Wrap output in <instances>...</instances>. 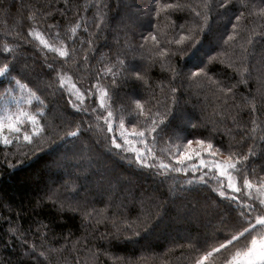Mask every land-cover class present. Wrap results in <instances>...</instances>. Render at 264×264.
<instances>
[{
    "label": "trees",
    "instance_id": "1",
    "mask_svg": "<svg viewBox=\"0 0 264 264\" xmlns=\"http://www.w3.org/2000/svg\"><path fill=\"white\" fill-rule=\"evenodd\" d=\"M222 2L0 0V68L10 69L0 77V123L20 128L5 127L11 144L0 142V264H196L216 246L227 211L218 172L158 175L134 162L123 142L135 138L143 150L131 134L145 129L139 101L146 112L167 113L165 133L152 146L158 160L175 164L185 138L211 140L236 155L252 149L246 174L254 184L264 178V0ZM169 3L181 7L162 11ZM194 31L193 47L175 43ZM37 32L57 51L44 48ZM151 35L158 45L145 39ZM67 36L83 43L68 49L65 62L59 50L71 44ZM117 55L143 79L120 71ZM93 86L95 95L78 101L88 112L75 111L69 100ZM105 109L113 113L111 133L97 119ZM76 125L79 136H68ZM35 127L44 131L29 144L23 136ZM222 261L216 254L206 264Z\"/></svg>",
    "mask_w": 264,
    "mask_h": 264
},
{
    "label": "snow or ice",
    "instance_id": "2",
    "mask_svg": "<svg viewBox=\"0 0 264 264\" xmlns=\"http://www.w3.org/2000/svg\"><path fill=\"white\" fill-rule=\"evenodd\" d=\"M231 0H224L220 7L227 8ZM95 7H100L99 5H94ZM181 6L179 4H167L161 10L167 9H179ZM157 12V16H159ZM264 14V10H262ZM200 16V13H196ZM83 19V17L81 18ZM239 19V18H237ZM208 20L207 14L203 17V24L200 26L203 28L206 26ZM49 28L56 29L53 33L55 39L61 38L60 30L56 24L49 25ZM73 34L76 33V28L71 29ZM84 32L87 33L88 29L85 28ZM35 38L39 40V43L46 49L51 51H57L49 42L40 34L35 33ZM199 32H190L188 35H180L175 43L178 45H183L186 41H189V47H193L198 42ZM66 39L71 41V44H66L62 49L59 50V56L65 58V62L70 57L69 48L73 52L77 51V44H81L78 37L67 36ZM151 39L155 44H159L156 35H151L145 38ZM229 40L233 39V36H228ZM90 42V41H89ZM177 53L186 51V49H177ZM161 55H167V53L161 52ZM84 61H88V57H83ZM116 67L123 73L131 74L135 79H143L138 73H129V69L125 66L124 61L120 59L119 55L116 57ZM48 67L55 72L56 69L53 64H49ZM10 71L9 65L5 64L4 67L0 68V77H4ZM111 72L112 69H107ZM200 72L193 73V75H200ZM179 75V73H174ZM113 81H115V76H113ZM19 84V81L16 82ZM99 83V80L96 81ZM79 91V90H78ZM173 91H176L173 89ZM230 91V89H229ZM87 93L95 95V86L85 89V92H81L75 100H69L71 107L77 112H88L86 107L82 104H78V101H82ZM108 95L107 90H102V94L99 99V106L104 107L105 101L104 97ZM136 108L139 109L137 116L145 117V129L141 131H136L135 128L132 130V136L138 137L139 142L143 144V150L139 148H131L133 152V160L138 163L142 168L155 169L158 175H167L169 173H182L188 175L189 171L192 173H199L201 169H214L218 172L219 177L223 179L224 187L218 191V197L226 202L225 207L227 209L224 217H222V229L221 236L217 238L216 246L211 247L210 250L205 249L203 255L196 261V264H206L209 258L214 257L216 254L223 256L222 264H264V178H260L257 183H253L247 176V172L250 170L246 166V161L248 160V155L252 153V149H249L248 153L241 152L239 155L232 153L231 149H222L213 144L211 140L205 139H184L183 147L178 146L177 153L172 157L175 160V164L158 160L156 153L153 152L152 146L155 145L159 138H162L165 133L167 125L165 124V118L167 113H160L159 111L152 113L151 109L145 111L144 104L136 101ZM93 112L97 109L93 108ZM106 116L99 114L97 119H104V123L107 125V131L113 132V127L111 124V119L113 117L112 111L105 109ZM35 124V117L31 118ZM254 123V121H253ZM162 125H164L162 127ZM123 122L121 121L120 127L123 128ZM7 127L16 133H20V128L16 126L15 123H8L7 125L0 123V142L5 146L11 144V140L8 137L3 136V130ZM89 128L92 127L91 124L88 125ZM44 131L42 127H35L31 134L27 132L24 134L23 139L29 144L33 141V136L39 137ZM147 133V135H146ZM80 134V125H76V130L68 132L67 135L70 137H78ZM110 141L113 146L117 149L122 148L121 143H117V137L113 135L110 137ZM126 145L132 143L131 140H124ZM199 145V148H193V144ZM225 151L228 152L227 159H219L218 157H223ZM207 153V155H205ZM149 157L151 160L149 161ZM195 160L197 163L192 164L189 169L187 162ZM207 174V173H206ZM215 175V172L212 173ZM202 179V177H201ZM189 184L193 181L189 180ZM207 183V181H204ZM255 189V192H253ZM216 192V189H212ZM244 193V195L238 196L236 194ZM145 231H147L149 224L146 222ZM139 235V233H136ZM35 251V247H33ZM41 256L44 255L43 252L40 253Z\"/></svg>",
    "mask_w": 264,
    "mask_h": 264
},
{
    "label": "rangeland",
    "instance_id": "3",
    "mask_svg": "<svg viewBox=\"0 0 264 264\" xmlns=\"http://www.w3.org/2000/svg\"><path fill=\"white\" fill-rule=\"evenodd\" d=\"M32 110V108L31 107H27V109H26V111L25 112H23V110L21 111V115L23 116V117H28V113L27 112H30ZM28 123H26L25 125H27ZM130 140H131V138H130ZM132 143L130 144V145H132V147H135V148H139V149H141L138 145H140V144H138V141H137V139H135V138H132ZM197 147V146H196ZM142 150V149H141Z\"/></svg>",
    "mask_w": 264,
    "mask_h": 264
}]
</instances>
